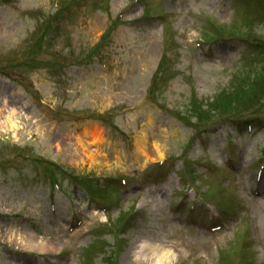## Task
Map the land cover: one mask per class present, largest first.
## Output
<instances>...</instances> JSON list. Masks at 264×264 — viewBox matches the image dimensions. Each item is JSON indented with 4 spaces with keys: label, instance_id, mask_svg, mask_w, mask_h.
<instances>
[{
    "label": "rangeland",
    "instance_id": "rangeland-1",
    "mask_svg": "<svg viewBox=\"0 0 264 264\" xmlns=\"http://www.w3.org/2000/svg\"><path fill=\"white\" fill-rule=\"evenodd\" d=\"M61 4L0 6V264H144L147 243L169 249L170 264H264V124L201 133L188 109L229 88L243 62L261 65L255 45L230 36L257 10ZM251 31L264 38V20ZM96 181L115 188L102 196L113 205L89 202L83 187ZM29 236L35 250L19 246Z\"/></svg>",
    "mask_w": 264,
    "mask_h": 264
},
{
    "label": "trees",
    "instance_id": "trees-1",
    "mask_svg": "<svg viewBox=\"0 0 264 264\" xmlns=\"http://www.w3.org/2000/svg\"><path fill=\"white\" fill-rule=\"evenodd\" d=\"M96 1L98 2V0ZM60 2L63 5H60L61 9L59 8L58 11L66 12L67 10L71 11L74 6L77 8L81 7L82 5L87 6L89 0H60ZM250 3L252 8H255L259 13L257 18L244 20L242 30L235 25L233 26V29L236 32L230 33L229 31V33L232 37L242 36L243 39H246L250 41L252 45H255L252 47L251 51L252 54L258 55L257 61L261 59V65L254 69L248 68L251 67V64L248 62H243V68L239 70L240 72L236 73L232 78L229 88L223 90L218 96L213 98L211 102H208L206 107L204 106V103L198 99L193 102V104L188 109H190L191 115L197 118L198 122L196 125L199 130L205 129L206 127H209L220 121H223L224 123L230 122L235 124L239 122L240 124L244 123L248 126H256L259 124V121L261 122L262 117L259 116L260 112H263L264 116V59L262 57L264 54V38L255 36L251 31L256 22L264 20V0H249V4ZM3 4H14V0H0V6ZM51 27L52 22L47 24L44 29L48 30ZM114 28L115 26L109 29V35L114 31ZM43 38H41V40ZM38 56V54L35 56L30 55L28 60H36ZM162 62H164L165 66H167V63H165L168 62L167 59H163ZM162 70L163 64H161L158 74H161ZM185 118L187 117L185 116ZM46 173L51 178L52 186L53 184L58 183V180L54 179V176L57 177L59 174H64L63 170H59L58 168H53V171H48ZM96 187L98 190L95 193L91 191L90 192L101 196H103L104 193H108V188L103 190L99 189L98 186ZM124 218L125 215L121 219L124 220Z\"/></svg>",
    "mask_w": 264,
    "mask_h": 264
},
{
    "label": "bare ground",
    "instance_id": "bare-ground-1",
    "mask_svg": "<svg viewBox=\"0 0 264 264\" xmlns=\"http://www.w3.org/2000/svg\"><path fill=\"white\" fill-rule=\"evenodd\" d=\"M32 236V235H31ZM31 236H29L27 239H18L20 240V244L19 246L28 250H35V246L32 244L34 243ZM33 237V236H32ZM142 247H140L141 251L144 253H142V256L140 258V260L144 263V264H170L169 263V258L172 256L173 257V253L167 249L165 246L162 247L160 245H157V247H154L151 244H146V245H141Z\"/></svg>",
    "mask_w": 264,
    "mask_h": 264
}]
</instances>
